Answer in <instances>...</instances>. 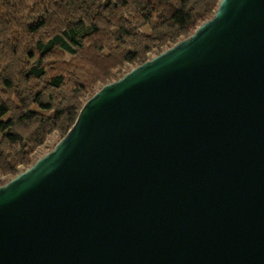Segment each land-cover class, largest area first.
<instances>
[{
    "label": "water",
    "instance_id": "95a60500",
    "mask_svg": "<svg viewBox=\"0 0 264 264\" xmlns=\"http://www.w3.org/2000/svg\"><path fill=\"white\" fill-rule=\"evenodd\" d=\"M0 264H264V0H219L0 184Z\"/></svg>",
    "mask_w": 264,
    "mask_h": 264
},
{
    "label": "trees",
    "instance_id": "16d2710c",
    "mask_svg": "<svg viewBox=\"0 0 264 264\" xmlns=\"http://www.w3.org/2000/svg\"><path fill=\"white\" fill-rule=\"evenodd\" d=\"M218 1L0 0V184L99 86L187 37Z\"/></svg>",
    "mask_w": 264,
    "mask_h": 264
},
{
    "label": "rangeland",
    "instance_id": "374dc122",
    "mask_svg": "<svg viewBox=\"0 0 264 264\" xmlns=\"http://www.w3.org/2000/svg\"><path fill=\"white\" fill-rule=\"evenodd\" d=\"M140 30H141V32H143V33H148V28H147V27H143V28H141ZM154 54H156V53L149 54V57L153 56ZM130 68H131L130 66H127L126 71L129 70ZM99 87H100V86H99ZM99 87H98V88H99ZM98 88H97V89H98ZM97 89H96V90H97ZM96 90H95V91H96ZM95 91H94V92H95ZM94 92H93V93H94ZM32 111H39V110H38L35 106H33V107H32ZM59 139H60V138H59V136H58L57 133H53V134L49 135V136L47 137L45 143H44L41 147L37 148V149L33 152V154H32L33 161H34L38 156L42 155L43 153H45L46 151H48L49 149H51V148L53 147V145H54ZM22 169H23V167H21L20 170H22Z\"/></svg>",
    "mask_w": 264,
    "mask_h": 264
}]
</instances>
